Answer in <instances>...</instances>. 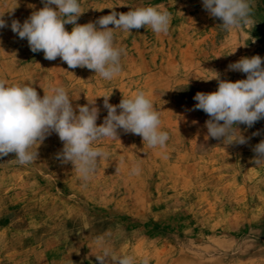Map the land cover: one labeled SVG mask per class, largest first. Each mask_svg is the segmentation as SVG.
<instances>
[{
    "label": "rangeland",
    "instance_id": "obj_1",
    "mask_svg": "<svg viewBox=\"0 0 264 264\" xmlns=\"http://www.w3.org/2000/svg\"><path fill=\"white\" fill-rule=\"evenodd\" d=\"M80 4V25L153 5L171 13L170 29L161 35L146 27L115 29L126 55L121 73L106 81L59 57L45 59L11 30L13 20L23 24L43 0H0L7 24L0 28V79L29 83L41 98L50 85L62 84L77 114L78 106L95 99L98 126L107 116L102 96L111 94L109 103L118 105L122 95L142 89L170 139L166 148L150 149L141 136L118 129V139L97 142L109 155L87 182L57 158L63 142L55 132L33 163L19 165L15 153L0 157V264H100V237L116 255H132L138 264L143 258L149 264H264V164L253 159L264 140V119L237 125L247 142L227 144L208 136L210 117L195 109L193 99L218 89V80H207L214 71L220 80L246 79L228 68L243 57L259 55L264 67V0H253L255 25L231 31L203 0ZM65 28L71 32L73 25ZM135 162L141 164L138 175L131 174Z\"/></svg>",
    "mask_w": 264,
    "mask_h": 264
},
{
    "label": "clouds",
    "instance_id": "obj_2",
    "mask_svg": "<svg viewBox=\"0 0 264 264\" xmlns=\"http://www.w3.org/2000/svg\"><path fill=\"white\" fill-rule=\"evenodd\" d=\"M43 3L44 7L34 11L23 24L13 20L11 30L19 38L27 39L32 52L42 51L45 59L59 57L69 68L94 70L95 75L106 81L121 73V58L126 55L125 48L116 43L115 29L131 32V29L146 27L161 35L168 33L171 24V13L160 6L135 7L127 13L113 11L95 23L80 25L77 24L83 13L80 0H43ZM203 7L222 21L225 31L255 25L253 0H203ZM2 17L3 14L0 28L7 26ZM66 24L73 25L71 32L66 30ZM110 24L115 27L109 28ZM228 68L245 73L247 78L235 82L220 80L219 73L214 71L215 75L207 80H218V89L197 92L193 97L197 101L195 109L210 117L205 122L209 137L227 144H245L247 140L237 125L252 127L264 119L262 58L259 55L243 57ZM110 95L102 96L107 116L98 126L99 109L94 106L95 99L78 106L77 114L71 103L73 98L62 84L50 85L41 98L29 83L9 84L0 79V157L15 153L19 165L33 163L39 146L55 132L63 142L57 158L63 163L70 162L80 179L87 182L95 174L98 162L109 155L97 142L118 139V129L141 136L150 149L166 148L170 134L164 130L161 113L144 90L138 89L127 97L122 95L118 105L109 103ZM253 151L254 163L264 164V140ZM140 171V162H135L131 174L138 175ZM96 243L100 252L95 256L100 264H138L132 255H116L103 237L97 238ZM139 264H149V261L143 258Z\"/></svg>",
    "mask_w": 264,
    "mask_h": 264
}]
</instances>
